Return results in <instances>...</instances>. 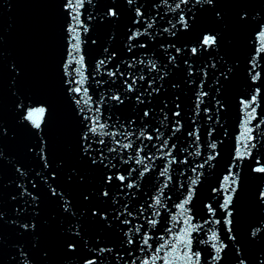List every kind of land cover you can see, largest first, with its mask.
Returning <instances> with one entry per match:
<instances>
[{"label":"water","instance_id":"95a60500","mask_svg":"<svg viewBox=\"0 0 264 264\" xmlns=\"http://www.w3.org/2000/svg\"><path fill=\"white\" fill-rule=\"evenodd\" d=\"M261 167L264 0H0V264H264Z\"/></svg>","mask_w":264,"mask_h":264},{"label":"snow or ice","instance_id":"6c2138e0","mask_svg":"<svg viewBox=\"0 0 264 264\" xmlns=\"http://www.w3.org/2000/svg\"><path fill=\"white\" fill-rule=\"evenodd\" d=\"M129 2L131 3V0H129ZM182 2L187 3V0H182ZM208 2L211 3V0H208ZM77 4H78V6L82 5V0H77ZM178 6L179 5H177V7ZM110 14L111 15H115L114 12H112ZM75 18L78 20V14H77V17H75ZM181 22L184 24L185 27H187V21H185L183 19V17H181ZM150 26L151 25H149V27ZM85 31H87L86 28H85ZM73 32H74V37L73 38L76 41V43L74 44V50L79 51V33L76 32L75 29H73ZM214 43H215V38L212 37V36H205L204 39H203V44L204 45H209L210 46V45H213ZM195 51H196V49H193V52H195ZM82 59L83 58L81 57V59L79 61H77V62L78 63H82ZM80 83L81 84L83 83V78L81 79ZM72 91H74L76 93H79L81 91V89L80 88H75V89H72ZM116 99H119V97H116ZM253 99H255V98H253ZM36 111H38L40 113H43L44 109L41 108V109H38ZM32 117H33V113L32 112H29L28 119L29 120H32ZM33 123H34V125L36 127H39V123L37 121H33ZM99 127L103 128L104 125H100ZM89 130L91 132H93V133H95L97 131V129L94 128V127L93 128H90ZM149 139H151V137H149ZM101 143H103V141H101ZM125 147H131V144L125 145ZM213 147H214V145H213ZM238 155H241L242 156L243 153H238ZM257 171L264 172V167L258 168ZM162 174H164V173H162ZM109 179H111V177H109ZM119 179L123 182L124 179H125V177L120 176ZM192 183L195 184L196 181L193 180ZM128 186L131 187L132 185L129 184ZM105 194H107V193H105ZM230 200H231V197L230 196L228 197V199L225 200V203H224V207L225 208L228 207V204L230 203ZM156 203L157 204L160 203L159 199L156 200ZM184 203L186 204V203H188V201L185 200ZM180 207L183 208V204H181ZM210 211H211V209H210ZM152 223H155V221H152ZM192 230L194 231L195 229L193 228ZM187 235H188V232L186 230L185 236H187ZM210 239L213 240V241H215V240L218 239V237L215 234V232H213V234L210 237ZM129 243H132V240L131 239L129 240ZM143 243L145 245H148V238L147 237L144 239ZM178 245H184L188 249V251H185L184 252L183 257H186L187 258V261L189 262V264H199V253H195V254L189 255V252L191 250V240L190 239H187L186 240L183 236L182 237H178L177 240L172 245V252H175L176 251ZM148 246L150 247V245H148ZM162 248H163V245L160 248H157L156 249V252H160ZM216 250H217V252H219L220 251V248H217ZM154 260H155V258H154ZM154 260H153V264H154ZM143 264H149V262L147 260H145L143 262ZM164 264H170V261L167 260V259H165L164 260Z\"/></svg>","mask_w":264,"mask_h":264}]
</instances>
